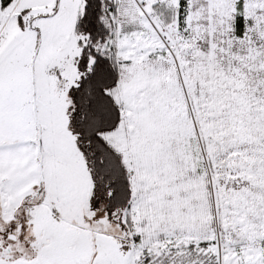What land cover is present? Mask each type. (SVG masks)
<instances>
[{
	"label": "snow or ice",
	"instance_id": "1",
	"mask_svg": "<svg viewBox=\"0 0 264 264\" xmlns=\"http://www.w3.org/2000/svg\"><path fill=\"white\" fill-rule=\"evenodd\" d=\"M0 264H264V0H0Z\"/></svg>",
	"mask_w": 264,
	"mask_h": 264
}]
</instances>
